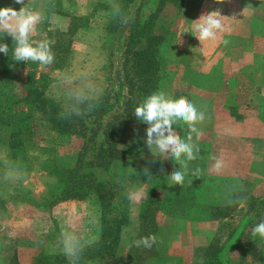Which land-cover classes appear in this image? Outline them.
<instances>
[{"label":"crops","instance_id":"crops-1","mask_svg":"<svg viewBox=\"0 0 264 264\" xmlns=\"http://www.w3.org/2000/svg\"><path fill=\"white\" fill-rule=\"evenodd\" d=\"M155 2L153 8L146 7V14H143L141 22H130L128 25V46L133 26L141 24L156 12L149 31L163 34L164 37L159 41L157 48L160 57V67L157 71L160 74L158 91H163L173 98L185 96L205 114L204 121L196 125L200 135L193 133L192 143L203 153L199 159L202 166L200 172L204 169L206 178L200 179L194 189L195 202L190 216L175 220L176 223L183 221L182 224L186 228L193 223L201 229L208 221H218L219 216L213 210L214 207L226 204V193L233 189L230 183L234 180L233 176L242 174L243 179L257 181L258 177L264 175V0H164L158 11V0ZM24 3L25 7L42 16L41 22L31 34L33 42L39 40L44 26L55 30L58 28L60 32L69 31L73 18L79 20L72 35L68 56L80 58L82 65L88 68V75L82 76L97 80L99 88L101 68L111 63L105 40L111 39L112 32L115 31V28H110L112 7H101L100 4L110 3V0H24ZM149 4L148 2V6ZM0 7L19 10L22 5L17 4L15 0H0ZM125 7H120L123 14ZM167 8L180 16L179 21L172 26L167 23L158 25L155 19L164 11L166 13ZM212 11L219 12L224 28L217 33L216 39L200 42L190 32L181 33L191 31L194 20ZM93 18L96 22H90ZM122 28L124 29V25L118 26L119 34ZM2 38L10 41L7 43L9 58L4 66L5 70L2 68L1 71L5 82L10 66L24 65L26 62L14 61L11 37L5 34ZM2 38L0 43H4ZM130 54L133 62L131 51ZM3 56L6 57L0 53V61ZM48 74L50 76V73ZM77 74L81 76L79 72ZM20 79H23V76ZM94 80H90L91 86ZM101 91L104 92L103 89H98L96 93ZM145 126L148 127L147 124ZM173 128L182 140H187L189 129L186 124L178 121ZM137 136L142 139L139 144L145 146L142 148V155L138 156L142 159L152 151L148 149L144 139L146 129L145 133L143 130H137ZM216 160L222 161L223 166L219 171L213 167ZM139 164L125 169L132 172ZM29 173L30 171L11 166L8 152L0 156V185L10 193L13 192L12 194L24 189L36 196L35 202L22 200L14 207V214H8L7 218L0 217V264H38L37 259L41 255L52 258L58 255L61 263L55 264H71L64 252L62 234L65 232L74 234L79 240L82 249L79 257H82L80 259L83 262L78 259L77 264H104L98 262L97 258L116 254L115 247L111 252L103 249L106 242L104 239L100 240V214L92 211L89 201L61 200L51 206L50 210L44 209L41 196L35 194V186L24 185V175ZM221 173L226 175L222 180H212L213 175ZM8 174H11V178H6ZM218 194L221 197L218 198ZM6 197L4 195L5 201ZM9 199L8 202L2 203L4 207L12 202ZM136 201L133 205L138 204L140 207L139 198L138 202ZM74 205L84 210L82 214L67 209ZM135 216L139 221V214ZM135 216L130 215V224L122 229L119 239L123 238L122 233L128 226L133 227ZM135 237L136 233L134 241ZM12 240L14 246L9 253L6 246L7 242ZM20 240H27L29 246L20 245ZM85 240L90 241L87 246ZM156 243L162 246V241ZM51 245L55 247L52 248ZM129 248L133 259V242ZM157 249L159 253L164 250L161 247ZM91 253L94 256L85 261V257ZM22 256H28V259L22 261Z\"/></svg>","mask_w":264,"mask_h":264},{"label":"rangeland","instance_id":"rangeland-1","mask_svg":"<svg viewBox=\"0 0 264 264\" xmlns=\"http://www.w3.org/2000/svg\"><path fill=\"white\" fill-rule=\"evenodd\" d=\"M148 2L150 3L149 6ZM111 3H116L119 7L126 6L123 14L126 22H122L119 17L114 18L112 14L110 28H115V31L112 32L111 39L106 38L105 40L106 49L110 51L109 60H111V63H107L101 68L99 88L97 80L89 76L84 77L88 75V68H85L86 65H82L80 58L78 59L73 55L69 57L70 51H66L67 54L64 53V45L61 52L51 50L55 57L52 64L43 66L38 64L36 66V77L39 76V72L50 73L51 76L46 82V87L43 88V94L40 95V98H43L42 104L45 107L50 104L59 108L54 115L57 118H62L65 122L71 123L76 131L73 134L57 133L53 128V122L43 120L41 112L38 109L35 110L34 135L30 144L25 148L28 158L22 160L20 166L22 170L30 171L29 174L24 175V185L35 186V194L41 196L44 209H51V206L48 205V198H50L49 191L52 190L54 183L48 174V169L52 167L50 160L54 157L59 165L69 166L76 161L80 154L84 155L83 158L90 161L88 162L90 167L102 179H106L110 172H113L112 169H108L105 160L116 150L123 149L121 161L123 167L126 165L124 168H132L133 165H137L141 161L138 156L142 155V148L144 149L145 146L139 144L142 139L137 136V130H143L145 133L147 127L145 123L137 120L133 112L137 102H141L137 96L140 80L137 79L135 69L132 66V56L128 48L130 31L127 27L130 22H141L144 17L143 14H146L144 13L146 7L153 8L156 2L155 0H110V3H101L100 6L109 8L113 6ZM166 10L167 12L164 13V11L159 15L155 22L158 25L167 23L172 26L179 21L180 16L171 12L174 10L169 8ZM91 21L96 22V19L93 18ZM123 25L124 29L122 28L119 34L118 26ZM58 30V28L55 30L44 26L38 41L48 40L51 42L50 46H54L61 40L66 46L69 36L62 35ZM2 40L6 44L10 42L7 39L2 38ZM8 58L9 56H3L0 61V92L11 98L19 99L18 104H16L18 105V111L25 115L28 107L24 103L27 100L28 86H30L29 74L33 68L31 69L28 62L24 65L10 66L7 80L4 82L1 71L2 68L3 71L5 70L4 66L7 64ZM53 65H56V67ZM78 72L81 76L77 74ZM21 76H23V79H20ZM69 80H71L70 84L68 83ZM90 80H94L92 86ZM98 89H103L104 92L101 91L102 93L98 94L96 93ZM77 90L83 91L87 96L85 102L77 104L70 95V93ZM38 102H41L40 99ZM76 111L81 114L77 115ZM118 126L121 127V134L116 138L117 131L114 130H118ZM108 130L111 133L106 137L105 132ZM113 139H115V146H112ZM150 151H157V149L152 146ZM5 152L9 154V149L2 141L0 142V156L4 155ZM143 154L146 153L143 152ZM199 154L202 155L203 153ZM193 164H199V169L202 167L198 159L193 160ZM117 175L121 178L125 177L124 172ZM225 176L222 173L217 176L213 175L212 180L219 181ZM197 178H206L204 169ZM233 179L230 183L234 190L227 191L228 200L226 204L214 207V213L219 216L218 221H208L200 229L193 223H190L186 228L182 224L183 221L176 223V219L171 220L166 216L159 217L156 221L157 224L153 227L154 231L156 230L154 236L156 242L162 241L161 248H164V250L156 257L155 254L153 257H150V253L143 254L144 258L139 264H213L216 259H221L222 264H264V238H260L258 235L253 236L251 232L252 227L264 219V175L258 177L257 181L243 179L242 174L233 176ZM0 190L7 196L5 202H8L10 198L9 200L14 204L11 206V203H8L9 205L5 206L6 208L1 204L0 217L6 216L5 218H7L8 214H14V207L18 206V203L22 200L30 203L36 201V196L24 189H19L12 194L13 192L10 193L0 185ZM4 195L2 196L4 197ZM219 196L221 197L220 194L217 195L218 198ZM139 197L140 194L132 195V200L138 202ZM133 203L131 214L135 216L139 214L140 207L138 204L133 205ZM46 205H48L47 208ZM67 209L76 211V214H82V211H84L78 205ZM207 210L209 211V208ZM54 214H57V212H54ZM132 224L133 227L128 226L122 233L123 238H120L117 244L114 245L116 254H106L100 257L101 259L97 258L98 262L124 264V261L132 256L129 246L134 241L135 233L137 236V228L140 227L141 223L135 216ZM134 226L136 227L134 228ZM183 226L184 228H182ZM68 227L70 226L68 225ZM145 227L147 226L145 225ZM76 228H81V226H76ZM85 241V246H87L90 241ZM18 243L29 246L27 240H20ZM13 246V240L7 242L6 248L8 247L9 253ZM51 247L53 248L55 245H51ZM56 256L53 258L52 264L60 261L59 256ZM21 259L22 261L28 259V256H22Z\"/></svg>","mask_w":264,"mask_h":264},{"label":"trees","instance_id":"trees-1","mask_svg":"<svg viewBox=\"0 0 264 264\" xmlns=\"http://www.w3.org/2000/svg\"><path fill=\"white\" fill-rule=\"evenodd\" d=\"M163 2L164 0H158L157 11L161 8ZM155 17L156 12L141 24L134 25V30L130 33V45L128 48L129 52L133 53L132 66L135 69L137 79L140 80L137 89L139 101H142L147 95L158 91L160 74L157 71L160 67V57H158L157 48L159 41L164 37L163 34L160 35L157 32L149 31L150 24L153 23ZM73 19L71 29L61 32L62 35L69 36L67 45L65 46L63 41L59 40L56 45L51 46V50L61 52L64 45V53L67 54L66 51H70L72 35L79 24L77 22L78 19ZM28 64L33 69L29 74L30 86H28L27 100L24 103L28 109L25 115L18 111V105L16 104H18L19 99L11 98L7 94L0 92V142H5L9 149L8 160L10 165H14L13 167L18 169L22 168L20 166L22 160L28 158L25 148L30 144L34 135L35 110L38 109L41 112L43 120L53 122V128L57 133L73 134L76 132L71 123L65 122L62 118H57L54 115L59 108L50 104L45 107L42 104L43 98H40V95L43 94V88L46 87V82H48L50 76L39 72V76L36 77V66L39 63L28 61ZM53 66L56 67V65ZM2 97L4 98L1 99ZM39 99L40 103L38 102ZM120 128L118 126V130H114L115 132L117 131L115 134L116 138L121 134ZM105 133L107 137L111 131L108 130ZM28 141L29 143H27ZM112 146H115V139L112 140ZM122 152L123 149L116 150L105 160L108 169L113 170L106 179L100 178L96 171L90 167V163H88L90 161L83 158L84 155L81 154L69 166L59 165L54 157V159L50 160L52 167L48 169V174L54 183H52V190L50 189L49 191L48 205L53 206L61 200L69 199L89 201L92 211L100 214L102 225L100 240L104 239L106 242L105 248H103L106 252H111V249L115 247L114 244L119 239L122 229L130 224L132 203L135 202L134 199L132 200V195L140 194L139 222L141 224L137 228L138 233L135 237V240H138L144 237L143 235L147 237L155 234L156 230L154 231L153 227L157 224L156 221H158L159 217L166 216L171 218V220L188 218L193 209L194 189L200 180L192 175L197 168H200L199 164H193V160L187 161L188 174L185 175L184 184L182 186L173 185L169 187V184L172 183L169 179L171 172L182 170L180 164L175 160L163 158V154L158 151L149 152L141 159L137 169L129 172L122 165ZM153 153L156 155H153ZM199 153L196 158L198 161L201 158ZM182 160H186V157H182ZM17 162L18 164H16ZM41 167L43 168L44 166ZM145 169H147V173ZM122 172L125 173L124 178L117 175ZM2 195L3 193L0 190V205L5 202ZM48 205H46V208ZM159 247L161 246L157 243L150 249L133 246L134 251L132 253H134V257L133 259L130 257V264H139L144 258L143 254L150 253V257L155 254L156 257L159 255V250L157 249ZM92 254H88L84 260L86 261L93 257L94 255L92 256ZM37 260L38 264L53 263V258L48 255H41ZM128 261L129 259L124 261V263L128 264ZM214 261L215 263L213 264H222L221 259ZM59 262L61 263V260Z\"/></svg>","mask_w":264,"mask_h":264},{"label":"clouds","instance_id":"clouds-1","mask_svg":"<svg viewBox=\"0 0 264 264\" xmlns=\"http://www.w3.org/2000/svg\"><path fill=\"white\" fill-rule=\"evenodd\" d=\"M15 2L22 5L19 10L12 7H0V38L5 34L11 37L13 60L24 63L31 61L42 66L52 64L55 57L51 51V42L48 40L33 42L31 40V34L41 22L42 16L40 13L25 7L24 0H15ZM112 14L114 18L119 17L122 22H126L118 5L112 6ZM220 16L219 12L216 11L206 12L193 21L191 31H181V33L190 32L200 42L214 40L217 33L224 30ZM0 53L8 56L9 46L6 43H0ZM68 83L70 84L71 80ZM70 95L77 104L87 100V96L81 90L70 93ZM133 112L138 121L148 125L144 138L148 149L150 150L152 146H155L158 152L163 154V158L175 160L182 168V170L171 172L169 179L172 183L169 184V187L173 185L182 186L185 175L188 174L187 161L195 160L199 153V147L192 143V134L200 135L196 125L204 121L205 114L199 111L187 97L173 98L163 91L147 95L134 107ZM76 114L80 115L81 113L76 111ZM178 121L186 124L189 128L187 140H182L173 128V125ZM153 155L156 154L153 153ZM182 157H186V160H182ZM222 166V161L219 160H216L213 165L217 171ZM145 172L147 173V169ZM199 173L200 169L197 168L192 175L199 177ZM6 178H11V174H8ZM251 232L253 236L258 235L260 238H264V219L256 223ZM62 240L64 252L71 260V264H77L82 251L78 238L74 234L65 232L62 234ZM155 243L156 237L150 235L133 241V246L150 249Z\"/></svg>","mask_w":264,"mask_h":264}]
</instances>
